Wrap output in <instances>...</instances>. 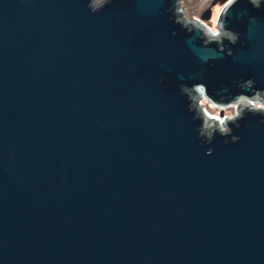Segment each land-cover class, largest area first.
<instances>
[{"label": "water", "instance_id": "obj_1", "mask_svg": "<svg viewBox=\"0 0 264 264\" xmlns=\"http://www.w3.org/2000/svg\"><path fill=\"white\" fill-rule=\"evenodd\" d=\"M183 1L0 0V264H264V0Z\"/></svg>", "mask_w": 264, "mask_h": 264}, {"label": "rangeland", "instance_id": "obj_2", "mask_svg": "<svg viewBox=\"0 0 264 264\" xmlns=\"http://www.w3.org/2000/svg\"><path fill=\"white\" fill-rule=\"evenodd\" d=\"M215 1V3H214ZM225 2L221 0H184L183 1V12L186 17L189 18H198L202 19V14L205 12V10L208 7H211L212 9V17L209 19H202L203 22H206L207 25L209 26L210 30H217L216 23L219 17V13L225 6ZM213 33V32H212ZM204 106L205 108L209 109L211 113L217 114L220 113L221 107H217L215 105H212L209 101L205 100L204 98ZM263 106V105H262ZM223 109V116L231 118L232 115H238V104L235 102L229 104L227 108Z\"/></svg>", "mask_w": 264, "mask_h": 264}, {"label": "bare ground", "instance_id": "obj_3", "mask_svg": "<svg viewBox=\"0 0 264 264\" xmlns=\"http://www.w3.org/2000/svg\"><path fill=\"white\" fill-rule=\"evenodd\" d=\"M216 27H217V26H216ZM212 29H213V28H212ZM212 29L210 30V31H211V33H212V32H214V33H215V31H214V30H212ZM250 101H251V100H250ZM232 103H233V102H232ZM251 104H252L253 106L255 105V106L259 107V106H260V104H263V103H261V101H259V100H254V101H252V103H251ZM230 105H231V104H230ZM227 106H229V104H227L226 106H224V109H225V108H227ZM209 113H210V114H212V113H211V111H210ZM209 113H208V114H209ZM212 115H213V116H214V115H216L217 117H219V118H220V121H219V123H220V124L222 123V125H221V126H223V125H224V124H223V123H224V119H223V116H221V114H220V113H219V114H218V113H217V114H212Z\"/></svg>", "mask_w": 264, "mask_h": 264}, {"label": "built area", "instance_id": "obj_4", "mask_svg": "<svg viewBox=\"0 0 264 264\" xmlns=\"http://www.w3.org/2000/svg\"><path fill=\"white\" fill-rule=\"evenodd\" d=\"M216 32V31H215ZM206 100V99H205ZM213 105V104H212ZM261 106H262V104H260ZM206 109V111L209 113L210 111H209V109H207V108H205ZM213 114V113H212ZM219 114V113H218Z\"/></svg>", "mask_w": 264, "mask_h": 264}, {"label": "clouds", "instance_id": "obj_5", "mask_svg": "<svg viewBox=\"0 0 264 264\" xmlns=\"http://www.w3.org/2000/svg\"><path fill=\"white\" fill-rule=\"evenodd\" d=\"M204 23H206V22H204ZM207 24V23H206Z\"/></svg>", "mask_w": 264, "mask_h": 264}]
</instances>
